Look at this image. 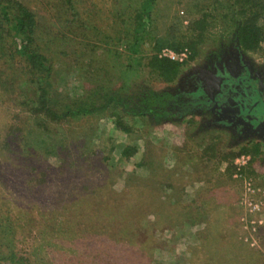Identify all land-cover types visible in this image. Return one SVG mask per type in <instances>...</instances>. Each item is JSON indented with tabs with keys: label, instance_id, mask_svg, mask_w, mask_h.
<instances>
[{
	"label": "rangeland",
	"instance_id": "1",
	"mask_svg": "<svg viewBox=\"0 0 264 264\" xmlns=\"http://www.w3.org/2000/svg\"><path fill=\"white\" fill-rule=\"evenodd\" d=\"M13 1L37 18L36 43L53 65L59 91L79 96L84 87L98 85H91L96 79L116 87L107 64L113 55L127 54L142 0ZM199 5L200 0H157L150 36L175 33L177 42L194 46L193 59L189 47L162 48L186 54L178 62L184 65L180 80L190 72L235 75V58L240 59L234 55L235 21L219 19L199 35L194 31ZM145 48L153 45L147 42ZM162 50L144 55L160 57ZM9 53L6 47L0 51V225L9 232L0 227V264H13L11 254L21 259L18 264H27L23 259L30 264H194V252L203 254L211 240L220 239L236 264H264V137L254 127L243 134L212 109L189 117L192 104L188 110L186 104L184 117L158 123L125 119L130 133L117 129L115 118L107 115L79 123L44 122L17 105L31 88L24 85L23 65L12 62ZM241 54L264 80V41L258 53ZM257 144L256 162L251 153L237 155ZM128 147L135 153L126 158ZM242 155L251 161L238 179L234 163ZM248 179L256 187L253 194L245 191ZM151 188L166 196L175 193L166 210L158 203L147 205ZM214 196L233 200L230 218L209 210L197 216ZM174 201L178 205L171 208ZM129 216L131 230L120 238L115 233Z\"/></svg>",
	"mask_w": 264,
	"mask_h": 264
},
{
	"label": "trees",
	"instance_id": "2",
	"mask_svg": "<svg viewBox=\"0 0 264 264\" xmlns=\"http://www.w3.org/2000/svg\"><path fill=\"white\" fill-rule=\"evenodd\" d=\"M200 5L198 13L201 16L194 22V25L197 26L195 32L203 35L210 29L211 23H216L219 19V23L233 19L235 21L233 38L236 41V51L240 53L241 51L249 53L260 51L264 41V0H200ZM156 7L157 0H142L140 2L135 17H133L134 26L128 39L127 54L125 56L113 55L110 58L112 62L107 64L108 67L110 66L111 74L115 72L113 82L115 81L118 86L117 84L114 88L103 86L100 79H96L91 82V85L93 86L95 83L98 85L91 88L86 86L82 94L73 96L59 91L54 85L53 65L36 43L37 18L25 6L16 1L0 0V51L2 52L5 47L10 48V60L12 62L17 60L23 65L21 69L25 73L24 85L28 89L31 88L30 94L25 91L18 98L17 105L36 119H43L44 122L53 124L79 123L92 117L112 116L115 118L117 129L125 133L132 131L128 124H125V119H149L153 123H158L177 115L184 117L183 112L186 104L188 105L186 110L190 109V104L194 108L187 112L189 117L195 115V112L203 113L211 108L220 111L219 109L224 103L221 97L226 85L219 75L190 72L184 76L183 80H180L184 65L177 61L160 58L157 54L144 55L150 51L158 53L165 46L173 48L175 51L189 47L193 52L192 59L196 55L194 46L184 44L182 41L177 42L175 33L168 34L167 38L150 36ZM235 7L240 9L236 10ZM229 13H231V17ZM234 15H238L239 19ZM147 42L153 45V48L147 50L145 48ZM92 73L93 71L89 72V75ZM161 86L166 88L161 89ZM206 101H208V106L204 104ZM203 104L205 107L201 106ZM179 106H183L184 109L179 110ZM247 152L252 154L256 162V157L261 154L260 146L257 144L253 149L245 148L237 155ZM131 153H135V150L128 147L124 150L123 155L128 158ZM236 156L232 155V158ZM231 167L234 168V166ZM152 176L162 177L160 173H156V175L153 173ZM157 182L159 179L156 180ZM87 186H85V190L89 192ZM136 188L139 189V187ZM149 192L150 197L146 200L147 205L158 203L164 210H166V205L176 197L175 193L166 196L155 188H151ZM181 192H184V189ZM214 198L215 200H211L210 203L207 198L201 214L198 213L197 216L206 215L203 210H209L213 215L222 212L230 218L234 213L233 205L231 206L233 200L229 197L225 199L214 196ZM176 205L178 203L174 201L170 207L173 208ZM117 207V212L121 213L123 206L118 205ZM96 208L99 211L102 210L101 207ZM143 209L142 213H144ZM128 218L129 222L115 233L120 238L122 234L126 237L131 230L128 228V225L131 224L130 216ZM211 218H213L212 215ZM5 222L4 220L3 223ZM1 228L4 233H9L8 227ZM210 244L211 248H208V251L203 254L194 252L192 260L194 264L212 258L217 260V264H236L238 259L232 255L228 248L229 245L222 239L215 242L211 240ZM217 255L218 258H215ZM14 257L15 255L11 254L9 258L13 264L21 262L20 258ZM22 261L30 264L29 259Z\"/></svg>",
	"mask_w": 264,
	"mask_h": 264
},
{
	"label": "flooded vegetation",
	"instance_id": "3",
	"mask_svg": "<svg viewBox=\"0 0 264 264\" xmlns=\"http://www.w3.org/2000/svg\"><path fill=\"white\" fill-rule=\"evenodd\" d=\"M234 55L240 57L235 58L238 65L235 75H231L227 70L216 72L226 85L221 98L224 100L222 106L227 111L222 112V106L220 111L216 108L211 109L218 117L233 123L239 132L251 134L247 131L254 127L253 129L260 134L259 137H264V80L251 72L252 67L246 66L247 64L242 61L243 54L235 51Z\"/></svg>",
	"mask_w": 264,
	"mask_h": 264
},
{
	"label": "built area",
	"instance_id": "4",
	"mask_svg": "<svg viewBox=\"0 0 264 264\" xmlns=\"http://www.w3.org/2000/svg\"><path fill=\"white\" fill-rule=\"evenodd\" d=\"M160 58H166L169 60L177 61V62H183L186 58V54H177L169 49L162 50L161 54L159 55ZM251 161L250 156L242 155L235 161L234 165L236 168V174L235 177L238 179H243V174L245 172L246 167L249 165ZM245 191L247 194H253L255 192V185L254 182L250 179L248 181H245ZM259 192V191H258ZM260 193V192H259Z\"/></svg>",
	"mask_w": 264,
	"mask_h": 264
}]
</instances>
